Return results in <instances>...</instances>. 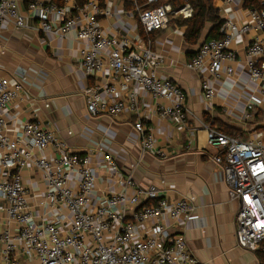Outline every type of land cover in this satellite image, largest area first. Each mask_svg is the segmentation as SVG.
I'll list each match as a JSON object with an SVG mask.
<instances>
[{"label":"built area","instance_id":"obj_1","mask_svg":"<svg viewBox=\"0 0 264 264\" xmlns=\"http://www.w3.org/2000/svg\"><path fill=\"white\" fill-rule=\"evenodd\" d=\"M215 1L222 38L202 40L185 67L200 78L203 100L221 97L223 112L234 113L249 134L242 140L213 121L205 126L229 200L239 205L237 246L264 252V0ZM193 15L191 0H0V34L34 30L75 42L80 69L95 79L88 115L136 117L142 153L165 160L170 154L147 128L146 113L183 132L192 112L164 72L179 59L154 46L186 52L182 21ZM24 80L0 78V264H200L179 231L195 212L193 199L140 184L136 166L122 169L103 149L71 153L38 111L8 134L14 104L28 112L37 104ZM188 131L191 146L197 132Z\"/></svg>","mask_w":264,"mask_h":264},{"label":"crops","instance_id":"obj_2","mask_svg":"<svg viewBox=\"0 0 264 264\" xmlns=\"http://www.w3.org/2000/svg\"><path fill=\"white\" fill-rule=\"evenodd\" d=\"M213 4L218 6L215 0ZM154 49L171 60L179 59L177 66L168 64L164 72L186 95L192 112L188 129L197 132L191 146L188 129L179 132L159 116L146 113L147 128L170 157L160 160L144 155L133 127L136 117L88 115L86 99L95 79L80 69L75 42L11 28L0 34V78H24L25 91L37 104L29 112L21 101L14 104L6 114L7 132L14 135L21 131L31 113L38 111L43 127L54 130L71 153L84 156L90 150L103 149L116 158L122 169L136 166L133 175L140 184L160 186L169 198L180 195L193 199L195 212L179 231L200 264H260L257 252L237 246L235 220L239 205L229 200L221 167L214 161L218 151L207 146L205 126L213 121L214 128H227L242 140L249 139V134L241 131L243 124L234 113L223 112L221 97L211 103L203 100L200 78L185 67L186 52H168L171 47L163 42H156ZM232 105L236 106L234 102ZM25 181L31 183L28 174Z\"/></svg>","mask_w":264,"mask_h":264},{"label":"trees","instance_id":"obj_3","mask_svg":"<svg viewBox=\"0 0 264 264\" xmlns=\"http://www.w3.org/2000/svg\"><path fill=\"white\" fill-rule=\"evenodd\" d=\"M54 2L57 5H62L63 0H54ZM191 2L194 8V15L190 20L182 21V24L187 26L185 35L187 44L186 52H188L187 60L195 56L197 53L196 48L199 46L200 42L204 40L207 33L209 35L206 41L222 38L219 32L222 22L218 11L214 7L213 0H191ZM222 129L223 128L220 127V130ZM223 132L233 136L236 135L233 131L227 130V128L223 129ZM256 255L260 260V264H264V252L261 250L257 251Z\"/></svg>","mask_w":264,"mask_h":264},{"label":"water","instance_id":"obj_4","mask_svg":"<svg viewBox=\"0 0 264 264\" xmlns=\"http://www.w3.org/2000/svg\"><path fill=\"white\" fill-rule=\"evenodd\" d=\"M208 33L205 35V37H204V41H206L207 40V38H208ZM186 53H188V52H186Z\"/></svg>","mask_w":264,"mask_h":264},{"label":"rangeland","instance_id":"obj_5","mask_svg":"<svg viewBox=\"0 0 264 264\" xmlns=\"http://www.w3.org/2000/svg\"><path fill=\"white\" fill-rule=\"evenodd\" d=\"M204 37V36H203Z\"/></svg>","mask_w":264,"mask_h":264}]
</instances>
